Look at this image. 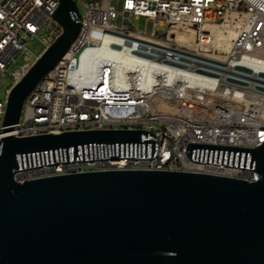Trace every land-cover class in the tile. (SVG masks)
<instances>
[{"label": "built area", "instance_id": "1", "mask_svg": "<svg viewBox=\"0 0 264 264\" xmlns=\"http://www.w3.org/2000/svg\"><path fill=\"white\" fill-rule=\"evenodd\" d=\"M81 30L68 53L29 94L13 136L142 130L151 160L109 159L14 173L17 183L107 171H173L256 182V171L200 163L189 144L255 149L264 143V0H73ZM58 0H0V140L8 96L59 37ZM144 19L142 30L134 20ZM166 27L157 32L155 26ZM235 36L224 46L226 37ZM37 39L38 55L29 49ZM191 39V42L189 41ZM19 70L9 73L19 57ZM83 59L94 61L80 74Z\"/></svg>", "mask_w": 264, "mask_h": 264}, {"label": "water", "instance_id": "2", "mask_svg": "<svg viewBox=\"0 0 264 264\" xmlns=\"http://www.w3.org/2000/svg\"><path fill=\"white\" fill-rule=\"evenodd\" d=\"M59 37L8 96L0 140V264H264V143L255 149L189 144L200 163L256 171L247 182L173 171H107L17 183L49 165L153 159L142 130L13 136L29 94L81 30L73 0H58Z\"/></svg>", "mask_w": 264, "mask_h": 264}, {"label": "rangeland", "instance_id": "3", "mask_svg": "<svg viewBox=\"0 0 264 264\" xmlns=\"http://www.w3.org/2000/svg\"><path fill=\"white\" fill-rule=\"evenodd\" d=\"M113 3L115 5H117L118 7H120V5H121V1H119V0H113ZM133 23L135 26H137L138 28H140L142 30H145L147 28V23L144 19L134 20ZM154 29L160 33L166 31V27L159 26V25L155 26ZM43 48H44V46L37 39H34L29 43V49L36 55L40 54L42 52ZM22 63H23V57L21 56L16 60L15 65H13L12 67L9 68L8 72L11 74L15 71H18L19 66ZM11 85H12V82L7 76H4L3 78L0 79V96L2 98L5 97V89L10 87Z\"/></svg>", "mask_w": 264, "mask_h": 264}, {"label": "bare ground", "instance_id": "4", "mask_svg": "<svg viewBox=\"0 0 264 264\" xmlns=\"http://www.w3.org/2000/svg\"><path fill=\"white\" fill-rule=\"evenodd\" d=\"M230 37H226V39L224 40V46L229 44V41L232 37L235 36V32L232 31L229 33ZM191 42V39L189 40ZM94 67V61L91 59H83L81 61V65H80V74L82 75H87L89 73H91L92 69Z\"/></svg>", "mask_w": 264, "mask_h": 264}]
</instances>
